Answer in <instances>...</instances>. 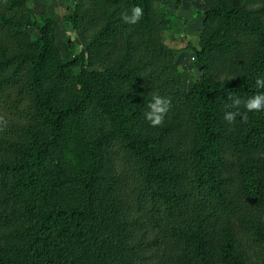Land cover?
<instances>
[{"label": "trees", "instance_id": "trees-1", "mask_svg": "<svg viewBox=\"0 0 264 264\" xmlns=\"http://www.w3.org/2000/svg\"><path fill=\"white\" fill-rule=\"evenodd\" d=\"M165 1L77 0L89 43L62 57L52 20L0 0V264H264V110L223 119L264 92V0H202L187 92Z\"/></svg>", "mask_w": 264, "mask_h": 264}, {"label": "rangeland", "instance_id": "rangeland-1", "mask_svg": "<svg viewBox=\"0 0 264 264\" xmlns=\"http://www.w3.org/2000/svg\"><path fill=\"white\" fill-rule=\"evenodd\" d=\"M62 7L56 5V2L50 5L49 11L51 14L49 16L44 15H34L30 2L29 7L32 12V16L40 21L42 19H50L54 22L53 31L55 35V43L62 57L65 55L64 37H69L72 41L74 47L72 52L74 56H78L88 45V41L81 37L80 33L75 30L72 26L68 25L64 17L72 15V8L77 4V0H60ZM71 1V2H70ZM202 1V0H201ZM184 3V2H183ZM203 3V1H202ZM205 8L203 10H194V8H189L184 4H181L177 0H166L163 4L167 13L177 16L181 22L177 24L178 32H168L165 34V43L169 47L177 50L176 62L182 68L183 74L181 76V83L185 92L189 91L193 83L200 77V66L196 64V58L194 51L191 47H198V39L201 28L198 32V39L195 38L194 41H189L187 39V22L185 18H191L190 20H200L202 25V17L199 15L201 12L207 9V6L203 3ZM28 31L31 33L32 37L35 39L38 37V33L35 29L29 28ZM194 43V45L192 44ZM235 68H228V72L232 74ZM220 71V68L218 72Z\"/></svg>", "mask_w": 264, "mask_h": 264}, {"label": "clouds", "instance_id": "clouds-1", "mask_svg": "<svg viewBox=\"0 0 264 264\" xmlns=\"http://www.w3.org/2000/svg\"><path fill=\"white\" fill-rule=\"evenodd\" d=\"M142 15L143 9L134 7L130 15L126 14L124 16V20L128 24L134 25L140 21ZM255 87L257 89H264V75H258L256 77ZM170 104V97H162L158 94L152 96L151 102L147 106L148 110L144 113L145 119L150 127L155 128L163 124L165 116L169 111ZM241 105L244 109L243 113L240 111ZM229 108L234 110L226 111L223 116V119L229 124L234 123L237 116H241L242 120H246L248 112L264 110V92H260L245 100L233 97Z\"/></svg>", "mask_w": 264, "mask_h": 264}, {"label": "crops", "instance_id": "crops-1", "mask_svg": "<svg viewBox=\"0 0 264 264\" xmlns=\"http://www.w3.org/2000/svg\"><path fill=\"white\" fill-rule=\"evenodd\" d=\"M54 2H56V5L62 7L60 0H29L34 15H44L49 16L51 14V11H49L50 5ZM181 4H184L185 6L189 8H194L197 11L203 10L205 6L203 5L201 0H177ZM71 2V1H70ZM184 2V3H183ZM184 20L187 22V39L189 41H194L195 38L198 39V32L201 28V22L200 20H190L191 18H185ZM194 45V43L192 42ZM194 53V52H193Z\"/></svg>", "mask_w": 264, "mask_h": 264}]
</instances>
